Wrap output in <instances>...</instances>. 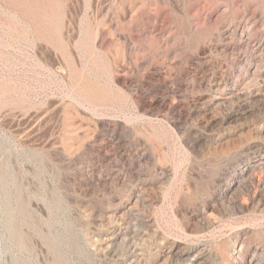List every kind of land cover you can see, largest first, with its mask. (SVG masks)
<instances>
[{
  "label": "bare ground",
  "instance_id": "obj_1",
  "mask_svg": "<svg viewBox=\"0 0 264 264\" xmlns=\"http://www.w3.org/2000/svg\"><path fill=\"white\" fill-rule=\"evenodd\" d=\"M9 1L14 5L13 7H20L24 16L30 15L31 19L36 18L35 25L40 38L48 44L47 48L54 55L53 61H55H49L51 67L48 66V68L57 69L64 77L70 71L68 61L71 53L66 49V43L68 44L70 39L65 40L63 34L59 38L56 33L62 32L63 28L64 33H69V28L75 25L74 19L76 20L78 14L74 17L72 12L64 26L63 15L62 17L59 15L61 0ZM65 1L73 3L78 0ZM84 2L89 14L86 15L87 19L83 26L87 39H84L81 48L93 58L94 62L102 66L106 74L103 88L85 75L75 73L79 77L77 81L79 90L78 88L76 90L79 91L80 98L76 101L87 111L95 112L99 107L107 111V107L112 105L110 90H114L128 101L134 123L146 126H153L155 123L166 125L177 135L183 132L198 134L199 130L206 131L231 119L249 116L259 105L258 103L262 102L264 83L257 82V79L261 77L264 79V63H262L264 62V0H182V6L180 8L177 6L179 13L175 5H178L181 0H84ZM74 31L73 29V33ZM89 40H92V43ZM144 42L153 44L152 50L149 51L147 47L148 51H143L144 48L140 45ZM206 55L211 57L214 63L210 74L202 71L203 68L195 64L200 56ZM168 58L171 59L170 68H177L184 61L188 63V71L175 69L177 71L168 72V69L165 70L164 64L160 62H165ZM160 73H166V77L157 83L156 76ZM187 75L193 78L191 84L182 81V78ZM248 79L257 83V88L249 89L242 85ZM246 84L249 86L248 83ZM220 85L229 87V90L224 95V99L216 100V89ZM66 103L70 102L66 101ZM201 105L204 107L202 108ZM49 109L44 108L42 115H38V120L44 117L45 110ZM217 109L219 110L216 111ZM262 109L264 110V104ZM208 112H213L212 116L206 117L205 114ZM121 113L123 114L122 111ZM59 121L61 122V118ZM33 122L30 121V124L34 125L35 122ZM33 125H31L32 128H34ZM126 133L129 134L127 127L119 120L102 122L101 127L94 130L87 143V149L92 154L93 161L90 165L80 166V172L75 170L77 175L70 180L73 193L69 192L71 189L68 190V199L75 206V215H82L87 222L83 232L86 243H81L82 249L94 264L119 262L145 264L144 257L152 252V245L145 243V235L154 228V225L152 219L145 214L147 199L144 196V189L148 176H152L153 180H164L168 176V170L152 162L151 151L141 139H136L135 144L129 147V143L124 138ZM99 142H105V144L100 145ZM51 154L59 161L71 158L59 150ZM240 161L241 167L234 168L223 178L215 179L218 185L228 183L224 189L218 191L216 198L221 201L220 203L225 201L233 214L242 213L247 209L253 197L252 189L256 190L257 194L264 192V139L261 143H249ZM255 164L259 173L253 171ZM66 182L68 183V180ZM117 187L126 194L122 203L119 204L122 212L114 217L113 223L102 231H96L95 226L99 224L98 213L101 211V206L114 199L113 190ZM240 194H244L242 197H245V201L239 200ZM261 197L259 196L257 200L259 206L264 205V198ZM28 203L32 215L36 218H43V215L47 214L48 208L44 201ZM258 207L253 210V217L250 219V225L257 229L264 227V209L258 210ZM214 220L215 217L206 218L208 224L213 223ZM94 235L97 237L93 238ZM22 241V246L28 249L38 264L49 263L47 250L44 252L43 240L39 236L31 237V240H26L22 236ZM259 242L263 243V239L251 246L245 235L241 234L234 240L231 250L227 254L219 255L213 263L263 264L264 250ZM190 255L191 253H187L179 256L176 261L173 260V264H181L184 261L185 264H204V259H209L211 254L210 252L205 254V250L199 248L192 253L191 258H189Z\"/></svg>",
  "mask_w": 264,
  "mask_h": 264
},
{
  "label": "rangeland",
  "instance_id": "obj_2",
  "mask_svg": "<svg viewBox=\"0 0 264 264\" xmlns=\"http://www.w3.org/2000/svg\"><path fill=\"white\" fill-rule=\"evenodd\" d=\"M65 2L61 0L59 11V15L61 17L63 15L64 26L72 12L74 17L77 14L78 16L76 20L74 19L75 25L69 28V33H64V28L63 33L59 31V34L56 33L59 38L63 36L67 41L68 38L70 39L68 44L65 42L66 49L71 53L68 61L70 71L67 72L68 75L65 74L62 77L63 75L57 69L48 68V66L51 67L49 61H55H53L54 55L47 48L48 44L40 38L37 25H35L36 18L31 19L30 15L24 16L20 7H13L14 5L9 0H0V264H38L28 249L22 246V236L26 240L39 236L43 240L44 252L47 250L50 260L48 264H94L87 257L81 245L82 242L86 243L83 232L87 227V222L82 215H75V206L68 199V190L71 189L69 192H72L70 180L77 175V170L81 171L80 166L90 165L93 161L92 154L87 149V143L94 130L99 129L101 123L108 120H119L127 127L129 134L126 133L124 138L129 143V147L135 144L136 139H141L151 151L152 162L168 170V176L164 180L157 181L151 179L152 176H148L145 184L144 196L147 199L145 214L152 219L155 228L150 229L151 232L145 235V243L152 245V252L143 259L145 264H173L179 256L187 253L192 255L199 248L205 250V254L208 252L211 254L209 259H204V264H210V261L215 264L216 262H213L216 258L221 254H227L236 237L241 234L245 235L251 246L263 239V243L259 242V245L264 250V227L257 229L250 225L253 210L259 206L257 200L261 195V198H264V192L257 194L256 190L252 189L253 197L247 209L242 213L233 214L225 201L220 203L221 201L216 198L218 191L224 189L228 183L218 185L215 181L216 178H223L226 173L242 166L240 160L249 143L263 142L264 110L262 104H264V98L254 108L251 115L231 119L206 131L199 130L198 134L183 132L177 135L166 125L155 123L153 126H146L134 123L128 101H125V97L114 90H110L112 105L107 107L108 112L101 107L96 110L98 113L87 111L77 103L80 100L79 91L77 92L79 77L75 73L85 75L103 88L106 74L102 66L94 62L93 58L81 48L84 39H87L83 26L87 19L86 15L89 14L88 7L84 0L75 1L76 3L74 1L73 3ZM180 3L175 5L178 13L177 9L182 6V0ZM89 41L92 43V40ZM140 46L144 48H142L143 51H148V49L150 51L154 47L153 44L145 42ZM167 60L160 62L164 64L168 72L182 69L185 72L188 71V63L183 61L179 67L170 68L171 59ZM195 64L208 74L214 66L213 59L207 55L200 56ZM53 67H55L54 64ZM163 77H166V73L158 74L156 82L158 83ZM262 79L263 77L257 79V82L264 83ZM192 80L190 75L182 78L186 84H191ZM256 84L248 79L242 85L253 89L257 88ZM228 90L229 87L220 85L216 89L215 99H224ZM66 101L70 103L65 104ZM63 102L65 105L62 104ZM50 106H53L51 108L53 111L49 109ZM42 107L49 110H45L44 117L38 120L43 110ZM201 107L204 106L201 105ZM212 114L213 112H208L205 116L210 117ZM36 120H38L37 123ZM30 121L36 124L34 122V125L30 124ZM99 144L104 145L105 142H99ZM56 150L63 151L71 158L65 161L54 159L51 153ZM251 161L254 163L253 160ZM256 166L255 164L253 171L259 173ZM113 191L114 199L107 204L104 203L98 213L99 224L95 226L96 231H102L113 223L114 217L122 212L119 204L122 203L126 194H123L120 187ZM242 196L244 194L239 195V200L245 201V197ZM43 201L47 205L48 212L43 215V218H36L32 215L28 202L42 203ZM260 208L264 209V205H260L258 210ZM213 217H215L213 223L208 224L206 218L213 219ZM96 237L97 235L93 236V238ZM181 264H185V261Z\"/></svg>",
  "mask_w": 264,
  "mask_h": 264
}]
</instances>
